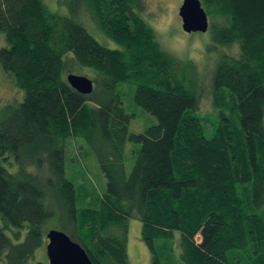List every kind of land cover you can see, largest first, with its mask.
I'll use <instances>...</instances> for the list:
<instances>
[{
  "label": "trees",
  "instance_id": "16d2710c",
  "mask_svg": "<svg viewBox=\"0 0 264 264\" xmlns=\"http://www.w3.org/2000/svg\"><path fill=\"white\" fill-rule=\"evenodd\" d=\"M200 1L221 52L216 120L200 112L196 66L162 49L144 0H60L69 16L45 0H0V65L25 93L0 109V261L34 258L56 217L93 264H130L129 218L143 224L152 264L157 241L177 242L184 264H264V0ZM83 11L121 49L99 42L78 21ZM83 68L95 73L90 95L67 82ZM125 83L157 120L143 134H129ZM74 137L107 180L97 207L79 208L66 177ZM128 142L138 147L129 176Z\"/></svg>",
  "mask_w": 264,
  "mask_h": 264
},
{
  "label": "rangeland",
  "instance_id": "374dc122",
  "mask_svg": "<svg viewBox=\"0 0 264 264\" xmlns=\"http://www.w3.org/2000/svg\"><path fill=\"white\" fill-rule=\"evenodd\" d=\"M144 18L153 27L162 49L181 59L192 62L199 73L197 89L200 90V108L203 115H208L212 120L217 119V110L212 91V77L215 65L220 58V49L212 50V36L209 29L206 33H186L182 27V19L179 15L184 0H144ZM45 3L52 12L69 16L66 5L60 4V0H45ZM204 5V4H203ZM207 9L206 5H204ZM211 20V17H210ZM78 21L101 43L111 49H121L120 45L107 40L102 32L98 31L85 11L82 12ZM7 45L5 36L0 35V49ZM233 55L236 47L223 49ZM73 74L85 76L91 80L95 75L94 71L83 68V71H75ZM194 77V76H193ZM190 87V86H189ZM123 95L121 96L123 107L129 115H132L129 124V134H143L147 129L157 124L154 116L138 106L134 101L136 86L132 84H120L117 87ZM25 93L20 90L5 73L0 65V109L8 104H20L24 101ZM138 147L127 143L124 152L125 172L129 176L136 163V154L133 153ZM66 163V177L75 185L78 197V207L87 208L92 205H100L101 198L107 191V180L89 142L82 137H74L71 140ZM58 218L51 219L43 232V245L35 252V257L30 258L26 264L43 262L49 264L47 253L48 238L51 230L64 231ZM62 223V220H61ZM128 244L127 255L130 264H152L153 252L143 239V224L138 219L127 220ZM2 225L0 218V226ZM47 229V230H46ZM121 235V230L117 231ZM166 242L167 244H164ZM172 241H157L158 255L161 264H184L180 257L178 243ZM0 264H7L4 260ZM230 264H238L232 257ZM241 264H244L243 262Z\"/></svg>",
  "mask_w": 264,
  "mask_h": 264
},
{
  "label": "water",
  "instance_id": "95a60500",
  "mask_svg": "<svg viewBox=\"0 0 264 264\" xmlns=\"http://www.w3.org/2000/svg\"><path fill=\"white\" fill-rule=\"evenodd\" d=\"M179 15L186 33H206L210 29L209 16L200 0H184ZM67 82L80 94L90 95L94 91L93 81L85 76L69 74ZM47 238L49 264H93L87 251L65 232L51 230Z\"/></svg>",
  "mask_w": 264,
  "mask_h": 264
}]
</instances>
